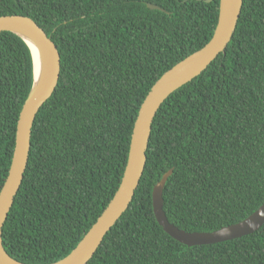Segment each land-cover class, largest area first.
Here are the masks:
<instances>
[{
  "label": "trees",
  "instance_id": "trees-1",
  "mask_svg": "<svg viewBox=\"0 0 264 264\" xmlns=\"http://www.w3.org/2000/svg\"><path fill=\"white\" fill-rule=\"evenodd\" d=\"M219 13L220 0H0V16L33 18L61 53L58 86L34 121L3 228L13 258L52 264L77 247L120 187L148 93L212 39ZM33 84L30 47L1 33L0 192ZM147 156L130 207L88 264H264V225L188 246L166 232L153 206L154 187L172 168L164 210L184 230L212 232L264 204V0H244L226 52L162 104Z\"/></svg>",
  "mask_w": 264,
  "mask_h": 264
},
{
  "label": "water",
  "instance_id": "water-1",
  "mask_svg": "<svg viewBox=\"0 0 264 264\" xmlns=\"http://www.w3.org/2000/svg\"><path fill=\"white\" fill-rule=\"evenodd\" d=\"M213 0H207L212 2ZM244 0H220L218 23L212 39L164 73L153 85L134 124L128 162L119 189L77 247L52 264H88L107 233L130 207L147 164V151L154 119L171 94L202 74L225 53L242 13ZM152 9L165 11L149 3ZM13 32L30 47L34 62V84L20 113L16 145L9 175L0 192V264H26L13 258L4 246L3 228L23 183L29 163L34 121L42 106L55 92L61 75V53L55 41L33 18L12 14L0 16V34ZM174 168L166 172L153 190V206L159 223L172 237L188 246L214 244L240 238L264 225V204L246 219L212 232L187 231L172 223L164 210V189Z\"/></svg>",
  "mask_w": 264,
  "mask_h": 264
}]
</instances>
